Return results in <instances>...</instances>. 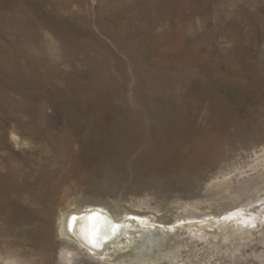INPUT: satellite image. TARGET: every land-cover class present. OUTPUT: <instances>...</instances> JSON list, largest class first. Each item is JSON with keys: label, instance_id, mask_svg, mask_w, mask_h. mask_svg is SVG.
I'll return each mask as SVG.
<instances>
[{"label": "rangeland", "instance_id": "374dc122", "mask_svg": "<svg viewBox=\"0 0 264 264\" xmlns=\"http://www.w3.org/2000/svg\"><path fill=\"white\" fill-rule=\"evenodd\" d=\"M183 2L158 18L135 0H0V173L25 185L0 196V264H264V0ZM121 118L177 120L216 161L185 183L175 155L120 151ZM95 202L170 230L110 262L58 257L60 214Z\"/></svg>", "mask_w": 264, "mask_h": 264}, {"label": "bare ground", "instance_id": "6f19581e", "mask_svg": "<svg viewBox=\"0 0 264 264\" xmlns=\"http://www.w3.org/2000/svg\"><path fill=\"white\" fill-rule=\"evenodd\" d=\"M183 5V0H168L165 2L161 0H135L134 3L135 8L137 10H142L143 13H147V8L154 7L158 18H169L177 8H182ZM74 47L77 49L81 48L80 45H75ZM133 55L134 59H136L135 52ZM104 67H106V65ZM222 97L223 96L217 98V101L220 99L219 105L229 101V98ZM178 122L179 121L175 120L171 121V124H167L159 120L143 121L140 119L121 118L115 120L111 124L107 131V135H111L112 138L116 140L122 139L124 144L121 145L122 149H120V151L126 152L135 148L140 143V140H144L145 145H143L138 152L139 154H146L148 162L150 163H155L159 158H165L170 154L175 155L177 157V165H179L183 172V176L180 179L185 183H189L192 177H189L190 175L187 173L185 174L183 170H188V168L195 164L198 166L201 163L203 165H212L215 163L216 157L215 152L212 150L213 148H210L208 144L207 137H199V140L190 147L191 150L187 152V148L184 149V144L179 142L181 138H185L186 136H180L179 134H190V132L185 133L184 130H180L185 127L179 126L177 124ZM176 130L179 131L178 134H176ZM170 131L173 136L169 135ZM0 157L3 156L0 155ZM3 159L7 158L4 157ZM16 175L15 172L9 170L0 173V196L3 194L10 195L16 187H25L24 183L16 178ZM43 201L45 207L41 212H44V217L47 220L43 222L44 233H40L39 228L38 233L43 236V238L47 237V239H49L51 233L50 217L53 214V201L50 203L48 197H43ZM20 211H22V209H20ZM121 213L128 214L127 211ZM133 220L123 217L120 213H116L115 210H105L96 202L93 203V205H80L68 208L60 214L58 217V225L52 232L50 240L53 242L52 249L54 248L53 250L57 251L55 247H66L67 249H62L57 253L58 257H62L66 260L76 259L77 256L80 255L81 257L88 258V260L97 258L98 262H110L113 252L120 247H131L130 239L136 241L132 235L135 236L136 233H141L143 236V240H137L139 241L138 245L143 243L144 246L147 244L153 246L152 238L155 237L156 241L158 240L157 242H162V234L170 230V228L167 229L166 226H160V224L155 225L154 223L142 226L141 224L134 223ZM202 223L203 221H198L194 222V224L191 223V225L194 229L200 231ZM33 233L34 231L31 235H33ZM143 249L142 251L140 250L138 256L149 255L143 252L148 251L146 250L147 248L144 247ZM141 261L142 260L139 261V264H161L156 262L157 259L148 260L143 263ZM18 263H20V261H18ZM162 264L165 263L163 262Z\"/></svg>", "mask_w": 264, "mask_h": 264}]
</instances>
